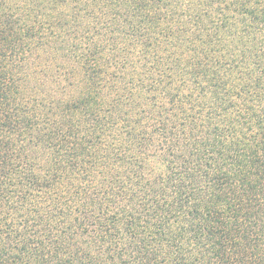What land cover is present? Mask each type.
<instances>
[{
  "label": "trees",
  "instance_id": "obj_1",
  "mask_svg": "<svg viewBox=\"0 0 264 264\" xmlns=\"http://www.w3.org/2000/svg\"><path fill=\"white\" fill-rule=\"evenodd\" d=\"M0 264H264V0H0Z\"/></svg>",
  "mask_w": 264,
  "mask_h": 264
}]
</instances>
